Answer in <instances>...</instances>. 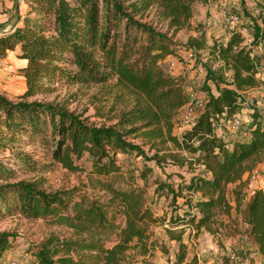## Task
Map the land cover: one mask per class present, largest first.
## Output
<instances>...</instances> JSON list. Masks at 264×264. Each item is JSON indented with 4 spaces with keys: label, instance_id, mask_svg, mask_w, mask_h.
I'll return each instance as SVG.
<instances>
[{
    "label": "trees",
    "instance_id": "trees-1",
    "mask_svg": "<svg viewBox=\"0 0 264 264\" xmlns=\"http://www.w3.org/2000/svg\"><path fill=\"white\" fill-rule=\"evenodd\" d=\"M24 1L26 10L19 14L15 27L0 34V54L14 50L25 59L24 84L15 93L18 99L0 92V219L16 214L43 219L68 228L72 236L43 239L23 264H119L131 248L148 251L151 225L166 218L153 214L144 187L125 175L116 156L135 147L127 139L135 132L197 153L192 161L170 153L179 165L199 167V172L191 173L188 180L181 177L171 189L174 198H183L198 215L186 210L183 216H171V225L182 222L196 232L210 230L217 214L230 216L233 206L227 188L234 185V208L264 258V187L256 189L241 209L244 176L264 156V122L253 112L247 138H227L217 131L222 120L239 111L238 91L259 83L257 64L238 29L224 43L211 45L222 60L221 68L231 72V86L218 85L178 136L173 133L174 116L190 100L184 76L166 71L162 64L172 52L168 32L142 21L141 16L155 5L158 20L166 22L173 34L189 26L195 0ZM200 36L205 39L204 33ZM261 36L264 39V28ZM192 43L201 46L202 41L192 39ZM111 78L136 94L134 103L111 123H87L65 103L26 99L53 92L54 82L60 80L77 84ZM23 145L39 146L70 172L85 171L78 161L88 153L90 184L103 194L92 195L79 186L53 191L39 188L36 181L22 176L47 171L50 164L38 162ZM145 177L141 172V178ZM167 233L179 242L175 264H198L195 256L185 261L182 235L170 229ZM7 245V236L1 234L0 264H4L1 256Z\"/></svg>",
    "mask_w": 264,
    "mask_h": 264
},
{
    "label": "rangeland",
    "instance_id": "rangeland-1",
    "mask_svg": "<svg viewBox=\"0 0 264 264\" xmlns=\"http://www.w3.org/2000/svg\"><path fill=\"white\" fill-rule=\"evenodd\" d=\"M13 8V0H0V23L12 14ZM25 10V1L21 0L19 13L22 14ZM141 20L153 23L170 35L171 54L175 56V62H169L167 55L162 64L166 71L184 76V89L190 97L189 103L182 106L174 116L173 133L181 136L188 129L194 116L200 111L196 104L198 99L206 100L211 93L216 92L218 85L226 83L231 86V72L221 68L222 60L211 50V45L214 42L224 43L231 31L240 27H247L242 44L255 59L259 83L238 91L241 100L239 111L232 118L222 120L217 131L227 138H247L249 127L253 123V112L264 122V39L261 36L264 28V0H195L189 26L180 28L173 34L166 22L158 20L155 5L142 14ZM201 33H204V40ZM192 39L202 41L201 46L193 44ZM22 59L14 50L0 54V92L13 100L18 99L15 93L24 84L21 75ZM67 67L74 68L72 65ZM54 84L56 88L53 92L26 99L53 104L65 103L87 123H111L136 99V94L129 87L116 82L115 78L102 83L74 84L60 80ZM127 139L135 147L117 153L118 163L126 176L131 175L135 184L144 187L146 204L153 214L166 219L151 225L147 252L143 253L140 248H131L119 264H175L179 242L169 238L167 229L172 230L175 235H182L186 244L185 261L195 256L198 264H264V258L248 238L247 224L234 208V185L227 188V196L233 206L230 216L217 214L210 230L201 228L196 232V229L182 222L171 225L169 218L183 216L186 210L198 215L197 210L188 209L183 198H174L171 189H175L181 177L188 180L191 173L199 172V167L193 165L191 169L186 164L179 165L170 153H180L190 161L197 153L178 149L171 141L163 142L161 138L150 139L139 132L130 134ZM21 148L31 152L38 162L50 164L47 171L22 176L36 181L39 188L53 191L79 186L92 195L103 194L90 184L87 170L91 168L92 159L88 153L78 161L85 171L70 172L54 163L37 145H23ZM5 157L13 159L11 154H5ZM141 172L146 173L145 178H141ZM244 178L247 183L242 191L241 209L256 189L264 187V156L251 174H246ZM1 234H5L8 239L7 248L1 256L4 264L27 263L32 257L33 248L51 235L60 238L72 236V232L66 227L50 225L43 219H28L21 214L0 219Z\"/></svg>",
    "mask_w": 264,
    "mask_h": 264
},
{
    "label": "water",
    "instance_id": "water-1",
    "mask_svg": "<svg viewBox=\"0 0 264 264\" xmlns=\"http://www.w3.org/2000/svg\"><path fill=\"white\" fill-rule=\"evenodd\" d=\"M13 1H14L13 12L6 20L0 23V34L13 29L19 19V14H20L19 9H20L21 0H13Z\"/></svg>",
    "mask_w": 264,
    "mask_h": 264
},
{
    "label": "built area",
    "instance_id": "built-area-1",
    "mask_svg": "<svg viewBox=\"0 0 264 264\" xmlns=\"http://www.w3.org/2000/svg\"><path fill=\"white\" fill-rule=\"evenodd\" d=\"M232 17H233V15H231ZM238 31L243 35V34H245V33H247V27H240L239 29H238ZM169 62H171V63H174L175 62V56L174 55H172V54H169L168 55V57L166 58ZM190 101V100H189ZM189 101H188V103H189ZM187 103V104H188ZM204 103H205V100L204 99H198L197 101H196V104H197V106L199 107V109L201 110L202 108H203V106H204ZM192 110L190 109V112H191ZM228 120V119H227ZM235 122L237 121V120H234ZM233 125L235 126V123H233Z\"/></svg>",
    "mask_w": 264,
    "mask_h": 264
},
{
    "label": "crops",
    "instance_id": "crops-1",
    "mask_svg": "<svg viewBox=\"0 0 264 264\" xmlns=\"http://www.w3.org/2000/svg\"><path fill=\"white\" fill-rule=\"evenodd\" d=\"M22 59V58H21ZM23 60V65L25 64V59H22Z\"/></svg>",
    "mask_w": 264,
    "mask_h": 264
}]
</instances>
